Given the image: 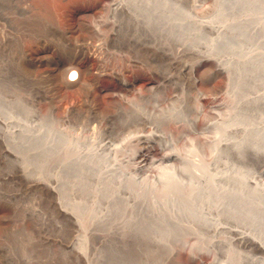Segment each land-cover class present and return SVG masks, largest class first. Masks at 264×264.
Listing matches in <instances>:
<instances>
[{
	"label": "rangeland",
	"instance_id": "rangeland-1",
	"mask_svg": "<svg viewBox=\"0 0 264 264\" xmlns=\"http://www.w3.org/2000/svg\"><path fill=\"white\" fill-rule=\"evenodd\" d=\"M120 1L0 0V264H224L225 260L233 262L237 257L235 263L264 264V250L252 243L243 244L237 235L203 221L189 225L197 226L204 247L203 243L201 247L194 244V232L186 235L187 246L182 238L174 242L179 232L177 229L174 233L173 224L171 230L166 222L170 210L165 211L166 207L152 198L147 200L150 205L145 204V197L139 199L135 191L130 193L123 176L113 171L117 163L116 168L131 171L135 178H143L157 185V190H163L157 174L161 167L174 165V160L167 157L170 149L163 146V138L167 137L172 139L170 146L182 155L198 151L200 160L214 159L210 166L215 164L214 171H222L220 175L225 181L219 179L218 183L232 189L231 198L237 199L236 195L241 193L243 201L251 197L264 204V194L255 190L256 182H251L263 170L264 155L253 152L249 145L239 150L223 143L217 153L210 149L215 134L212 122L218 116L226 117L235 104L240 107L242 126L258 130L264 142V98L246 100L254 99L257 91L264 92V69L260 70L258 83L243 74L241 94L236 99L232 86H226L230 85L231 75L221 70L218 63L228 58L235 63L248 52L264 58V0L223 1L220 8L230 15L234 33L230 42L224 43L225 52L212 49V41L208 42L219 34L207 27L210 22L206 18L213 16L212 10L204 15L199 12L200 16L192 14L193 7H210L212 0L164 1L169 4L150 0L152 9L145 6V0H135L140 7L134 10L128 0L121 4ZM187 34L192 37L187 38ZM192 38L197 45L187 42H192ZM72 68L78 74L70 82L67 77ZM235 69L242 70L237 63L233 65L232 74L237 77ZM7 105L16 113L9 120L5 113ZM113 115L131 119L120 122L111 119ZM46 129L52 131L48 133ZM60 132L80 144H93L80 147L78 157L76 150L74 153L61 147L57 151L44 147L39 140L43 134L54 138ZM190 143L197 149L193 147L189 152ZM86 149L99 156L101 162L106 161V166L100 162L97 168L95 163L85 164L80 157L90 155L89 151L85 153ZM60 150L65 155L67 151V157ZM196 152L193 159H199ZM209 152L217 156L211 158ZM74 156L77 160L70 163ZM206 158L204 161L208 162ZM63 160L67 162L64 164ZM178 161L173 162L177 168ZM107 165L111 171H107ZM111 175L115 179L107 180ZM83 179L86 186L81 184ZM182 179L189 182L186 175ZM97 181L100 183L95 185ZM109 183L118 190L106 188ZM105 189L110 190L107 194L112 198L117 190L115 200L111 198L113 202L106 197ZM77 207H81L78 216L74 212ZM121 214L132 219L125 218L128 222H124ZM260 225L253 232L263 236L264 224ZM164 228L174 236L165 233ZM166 234L170 240L173 238L169 241L174 247ZM220 239L225 241L223 247L215 243ZM230 246L237 257L227 259Z\"/></svg>",
	"mask_w": 264,
	"mask_h": 264
},
{
	"label": "bare ground",
	"instance_id": "bare-ground-1",
	"mask_svg": "<svg viewBox=\"0 0 264 264\" xmlns=\"http://www.w3.org/2000/svg\"><path fill=\"white\" fill-rule=\"evenodd\" d=\"M127 1V0H126ZM129 1V4L131 5V7H132V9L134 10L135 8H138V7H140V5H138L136 2H135V0H128ZM146 1V4H145V6H147V8L148 9H152V8H154L153 7V4L151 3V1L150 0H145ZM162 2H164V1H166V0H161ZM197 1V0H196ZM223 1H225V0H212L211 2H213V4H211V6L209 7V5H208V7H206L207 5L206 4H204L205 5V7L206 8H204V5L202 6L203 8L201 9V6H199L200 8H198L197 7V5L195 6V7H193V13L192 14H196V13H198L199 14V12H200V14H202V15H204V14H207V13H204V12H211V11H208V10H212V13H213V16H212V19L210 20H208V18H211V16H210V14H208L210 17H207L206 19H207V22H210L209 24H208V26L207 27H209V30H210V28H211V31L213 30V32L215 33V31H217L219 34H218V37L216 36V38L214 39V38H212V39H208L209 41L208 42H211L212 41V49H217V48H219V49H221L223 52H225L224 50L226 49L225 47H226V45H224V43H227V42H230V38L233 36L232 34H234L233 33V31H232V27L233 26H231V22H229L230 20H229V17H230V15L226 12V11H223V9H221L220 7H223L222 6V4H224L223 3ZM121 3H123V0H121L120 1V4ZM165 4H169L168 2L166 3V2H164ZM119 4V3H118ZM197 4H199V3H197ZM201 4V3H200ZM117 5V4H116ZM141 5H142V3H141ZM158 5H160V3L158 4ZM221 5V6H220ZM119 6V5H118ZM117 6V7H118ZM154 6H155V4H154ZM116 7V6H115ZM164 8V7H163ZM221 10H220V9ZM192 9V8H191ZM136 11V10H135ZM154 12H155V10H154ZM190 12H192V10L190 11ZM189 12V13H190ZM150 13V12H149ZM204 13V14H203ZM194 14V15H195ZM200 14H199V16H200ZM155 15L157 16V12L155 13ZM201 15V16H202ZM197 16V15H196ZM203 17H206V16H203ZM257 18L259 19V20H261L262 19V17H260L259 15H257ZM193 19V18H192ZM231 19V18H230ZM41 21V20H40ZM204 23H206V22H204ZM220 23H225V25H221ZM44 25H45V23H44ZM48 25H50V24H48ZM206 25V24H205ZM204 25V26H205ZM233 25V24H232ZM195 28H197V27H195ZM194 28V29H195ZM206 28V27H205ZM194 29L192 30L193 32H194ZM215 29V30H214ZM199 30V29H198ZM197 30V31H198ZM200 31V30H199ZM196 32V31H195ZM189 35L190 34H192V35H195V34H193V33H188ZM186 35V37L188 36L189 37V35ZM197 34H198V32H197ZM192 35L190 36V37H192ZM217 35V34H216ZM187 37V38H188ZM189 37V38H190ZM193 38H197V36L195 35V37H193ZM193 38H192V40H193ZM186 39V38H185ZM197 39H199V38H197ZM211 40V41H210ZM186 41V40H185ZM194 41H196V40H193L192 42L191 41H189V40H187V42H189L190 43V45H192V43L194 42ZM186 42V43H187ZM197 42V41H196ZM198 43V42H197ZM194 44H195V42H194ZM190 45H188V46H190ZM195 45H197V44H195ZM200 45H202V44H200ZM208 45H210V44H208ZM199 46V45H198ZM211 46V45H210ZM208 47V48H211V47ZM191 47H193V46H191ZM207 48V49H208ZM201 51V50H200ZM213 51V50H212ZM218 51V50H217ZM214 52V51H213ZM216 52V51H215ZM223 54V53H222ZM221 55V54H220ZM235 59V58H234ZM221 60V59H220ZM235 61V60H234ZM233 61V59L232 58H228L227 60H224V59H222L221 60V62H218V63H221L220 64V67H221V70H224V71H227V72H229L228 74H230V75H228V77L230 76V78H231V81H229V84L230 85H228V84H226V86H228V88H229V86L231 87L232 86V92H233V94L235 95V97H236V99H237V97L239 96L240 97V87L239 86H241V79L243 78V79H249V80H252V81H260L261 80V71L260 70H262V69H264V58L263 57H261L260 56V54L259 53H257L256 55L254 54V53H252V52H248V53H246L244 56H243V58H239L238 59V61H236L235 63H237V65H239L240 67H241V70H242V72L241 71H239V69H235V71H237V72H235V73H237V77H235L234 76V74H232V67H233V65L235 64V63H233L234 62ZM232 62V63H231ZM243 71H245L246 73H243ZM240 72V73H239ZM77 74H78V72H77V70H75L74 68H72L71 69V71L69 72V75H68V77H67V79H68V81H74L76 78H77ZM243 74H244V76H245V78H244V76H243ZM239 78V79H238ZM228 80H229V78H228ZM228 82V81H227ZM258 82H256V83H258ZM230 89V88H229ZM228 90V89H227ZM229 91V90H228ZM231 91V90H230ZM231 92V93H232ZM201 93V92H200ZM257 94H256V96H254V99H253V97H249V99H247L246 98V100L248 101V102H253V101H256V100H259L260 98H264V92L262 93V92H260V91H257L256 92ZM232 94V95H233ZM234 95H233V98H234ZM233 100H235V99H233ZM234 102V101H233ZM237 103V102H236ZM141 104V103H140ZM153 105L155 104V102L154 103H152ZM234 104V103H233ZM232 104V105H233ZM155 105H157V106H159L158 105V103H156ZM198 105V104H197ZM196 106V105H195ZM199 106V105H198ZM154 108V107H153ZM152 108V109H153ZM158 108V107H157ZM197 108H199V107H197ZM138 110H139V108H137V109H135V111L136 112H138ZM154 110V109H153ZM164 110V109H163ZM95 111H96V109H95ZM159 113H160V110H159V108H158V110H157ZM197 111L198 110H196V113H197ZM97 112V111H96ZM161 112H163V111H161ZM5 113H6V118L9 120V118L11 117V116H13L14 114H16V113H14L13 111H12V109H10V107L7 105V108L5 109ZM195 113V117H196V114ZM155 116H158V114L156 115V111H155ZM218 115H221V114H218ZM225 115V114H224ZM224 115H221L222 117L224 116ZM227 115V114H226ZM199 116V115H198ZM217 116V115H216ZM240 116H241V111H240V107H239V105L238 104H235V105H233V108H232V111H230V113L225 117L224 116V118H219V116H218V119H216L215 121H213L212 122V126H213V128H214V130H215V134H214V131L212 132L210 129L212 128H209L208 130H210L211 131V133H213L214 135V137L213 136H211V138L213 137L214 138V140H213V138H212V140H213V144L211 143V146H212V148H211V146H210V149H214L215 150V152L217 153L218 152V149L220 148V146H221V144H223V143H225L224 145H226V146H228L229 148H233V149H239L240 147H242V146H244L245 147V145H247V147H248V145L250 146V149L251 150H253V152L255 151V153H257V151H258V153L259 154H262V155H264V142H262V140L260 139L261 138V134H259V132H258V130H256L255 128H253V127H249V126H242V120L240 119ZM215 117V116H214ZM111 119H113V120H118V121H120V122H122V121H125L126 122V120L128 121V120H130L131 118H130V116H124V115H122V116H118V117H116V116H112V118ZM215 119V118H214ZM213 119V120H214ZM194 122L196 123V121L194 120ZM8 123H10L9 121H8ZM244 125V124H243ZM210 126V125H209ZM264 128V127H263ZM26 130H28L27 128H25ZM46 131H48V133H50V131H52L51 129H46ZM56 131H58V130H56ZM60 131V130H59ZM263 131V130H262ZM208 132V131H207ZM241 132V134H239V136L238 137H241V138H236L235 136H234V134L236 135L237 133H240ZM264 132V131H263ZM61 133V135H55L54 136V138H53V136L51 135H46V134H43V136H41L40 137V142L44 145V147H49V148H52V149H57V151H58V148H61V147H65L66 149H70L71 151H75L74 153L77 155V153H78V151L77 150H79L80 149V147L81 148H83V147H88V144L89 143H92V141H85V142H82V144H80L79 143V141H77V140H74L73 138H70L69 136H67L66 134L64 135V134H62V132H60ZM59 133V134H60ZM209 134V133H208ZM264 134V133H263ZM210 136V135H209ZM35 137V136H34ZM147 137H149V136H147ZM164 137V136H163ZM39 138V137H38ZM7 139V138H6ZM33 140H35L34 138H32ZM150 139V138H149ZM164 139V142H165V144L163 145L164 147H166V148H169L170 150H168V151H170L169 153H167L168 154V160H176V161H178V163H180V166L177 168V167H175V163H173V162H171L172 164H174V165H172L173 167H170V166H167V165H165L166 167H168L167 169H166V167L165 166H163V167H161V171H160V173H158L157 175H160V178H159V180L158 181H162V185H163V187H162V189L163 190H157V185H154V183H151V182H149V181H146V180H142L141 178L139 179L137 176V178H135V174H134V172H133V176H132V173H131V171H130V173H127V171H125V170H123V169H121V167L119 168V166H118V168H116V165H117V163H116V165H115V168L113 169V171H114V173L116 172V175H118V176H123V180L119 177V179H121L122 181H124V179H125V181H126V183H128V184H126V183H124L125 185H128L127 187H129L128 188V190H130V193H131V191H135L134 193L136 194H134L133 192V194L135 195V196H139V199H140V197H145V204H147V205H150L149 204V199L148 198H152V200L154 199V201H157V203L159 204V205H161V207L162 206H165L166 207V210L165 211H167V210H170V217H168V218H166V222H168L169 224V226L171 225V224H173V226H166L167 225V223H166V225H164L163 227H169L170 229H171V227H173L174 228V231L175 230H177L178 232H179V235H178V233H176V231L174 232V233H176L177 234V236H176V234H175V236H176V238H175V240H174V242H177L176 240H177V238L179 239V240H181V238H182V241H184V242H182L183 244H184V246H187L188 245V240L186 239V235L188 234V233H190V234H192L193 232H194V235H196V236H194L195 238V240H197L196 242L197 243H195V241H194V244H196V245H198V246H200V243H203V240H202V242H201V239L202 238H199V236H201L200 235V233H197V226L196 227H194L195 226V224L194 223H192V225H189L191 222H205V223H208V224H211V225H215L216 226V228H221V230H223V231H226V232H230V233H233L234 235H237L236 237H237V240L239 241V242H242L243 244L245 243H248L249 244V246H250V243H252V244H254L255 245V247L256 248H258V249H261V250H264V230H263V232H262V235L263 236H260V235H258V234H255L254 232H253V230H256V229H259L260 228V224H264V204H262L263 202H257V201H255V200H253V198H251V197H248V198H246L245 199V201H243V198L241 197V196H243L241 193H238L236 196V198L237 199H233V198H231L232 196H231V193H232V189L231 188H229L228 186H223V185H221L220 183H218V181H221V180H223V177H221V172H220V170L218 171V172H220V173H218L216 170L214 171V166H215V164H214V166L212 165V167L210 166L211 164H213V161L212 160H214V159H212V160H210L209 159V161H212V162H209L208 161V159H207V161L208 162H206V161H204V159L205 158H202L203 159V161L202 160H200L201 158H200V156H198V151L196 152V151H194V152H196V154H197V156L199 157V159H193L194 157H192L193 155L192 154H194V152H191V151H193L192 150V148L194 147L193 145H191L192 143H190V150H189V152H191V153H187V154H185V150L183 151L184 152V154L185 155H182L183 153H181L178 149H174V148H172L170 145H172L173 144V142H171L172 141V139H170V138H167V137H164L163 138ZM8 140V139H7ZM93 144V143H92ZM92 144H91V146H92ZM9 145H11V143L9 144ZM195 145V144H194ZM83 146V147H82ZM189 146V145H188ZM223 146V145H222ZM89 147H90V145H89ZM88 147V148H89ZM197 146L195 145V147L194 148H196ZM188 148V147H187ZM186 148V149H187ZM193 148V149H194ZM116 149V148H115ZM197 149V148H196ZM221 149V148H220ZM69 150V151H70ZM82 150H84V149H82ZM240 150V149H239ZM57 151H55L54 150V152H57ZM61 151H63V150H60L59 152L60 153H62V156L64 155L65 157H67L66 155H68L67 154V151H66V155L63 153V152H61ZM68 151V152H69ZM86 152L85 153H87L88 151L89 152H91L90 151V149H88V151H87V149L85 150ZM65 152V151H64ZM212 152V151H211ZM211 152H209L210 154H211ZM219 152H221V151H219ZM58 153V152H57ZM59 153V154H60ZM72 153V152H71ZM70 153V154H71ZM92 153H94L93 151L90 153V155H88V153L85 155H83V157H80L81 159H83L82 161L83 162H85V164L87 163H89L90 164V166L92 165V164H96L95 166H96V168H97V166H99V165H97V163L99 164V162H100V164L101 163H103V161L101 162L100 160H102V159H100L99 158V156H97V157H95L94 155L95 154H92ZM98 153V152H97ZM113 153V152H112ZM257 153V154H258ZM56 154V153H55ZM99 154V153H98ZM97 154V155H98ZM196 154L194 155V156H196ZM200 154V153H199ZM256 154V155H257ZM58 155V154H57ZM73 155V154H72ZM72 155L70 156L71 158H73L72 157ZM79 155V154H78ZM77 155V156H78ZM117 155V154H116ZM216 155V154H215ZM214 155V156H215ZM63 156V157H64ZM208 156H209V154H208ZM207 156V157H208ZM214 156H212V154H211V158L213 157L214 158ZM217 156V155H216ZM61 157V156H60ZM69 157V156H68ZM75 158L73 159V162H70L71 160H68V162H70V163H74L77 159V157L76 156H74ZM79 157V156H78ZM102 157V156H101ZM110 157V156H109ZM109 157L108 158H105V160L106 159H109ZM113 157V156H112ZM56 158V157H55ZM57 158H59V156H57ZM111 158V157H110ZM115 158H117L116 156H115ZM197 158V157H196ZM210 158V157H209ZM262 158V157H261ZM67 159H70V158H65V160H67ZM76 159V160H75ZM114 159V158H113ZM259 159V158H258ZM58 160H61L62 161V159H57V161ZM65 160H63L64 161V164L67 162H65ZM80 160V159H79ZM112 160V159H111ZM61 161H59V162H61ZM115 161L117 162V160L115 159ZM156 161V160H155ZM259 161V160H258ZM261 161V160H260ZM83 162H81L82 163V165H83ZM106 161H104V163L103 164H105V166H106V163H105ZM108 162V161H107ZM63 163V162H62ZM110 163H112V162H110ZM109 163V164H110ZM119 163V162H118ZM178 163H176V164H178ZM59 164V163H58ZM61 164V163H60ZM79 164V163H78ZM114 164H115V162H114ZM114 164H113V167H114ZM170 164V163H169ZM218 164V163H217ZM259 164H261L262 165V163H259ZM70 165V164H69ZM118 165H120V163L118 164ZM171 165V164H170ZM179 165V164H178ZM261 165H259V166H261ZM59 166V165H58ZM81 166V165H80ZM84 166H86V165H84ZM89 166V167H90ZM100 166H102V165H100ZM104 166V165H103ZM110 166H111V164H110ZM121 166V165H120ZM122 166H123V162H122ZM177 166V165H176ZM94 167V166H93ZM169 167H170V169H169ZM61 168V167H60ZM95 168V167H94ZM105 169H106V167H104ZM107 171L109 170V167H108V165H107ZM216 168V167H215ZM261 168H263V170L258 174V175H256L254 178H256V180L255 181H251V182H256L257 184H256V186L254 187L255 188V190L256 191H258L259 193H262V194H264V180H263V178H264V167L263 166H261ZM62 169V168H61ZM78 169V168H77ZM84 169V168H83ZM98 169H99V167H98ZM70 170V169H69ZM74 170H76L75 168H74ZM102 171H104L103 169H101ZM223 170V169H222ZM58 171H61V170H58ZM66 171H67V169H66ZM78 171H80V169L78 170ZM96 172H97V170H95ZM94 171V172H95ZM109 171H111V170H109ZM112 171V172H113ZM63 172H65V171H63ZM63 172H61V173H63ZM86 172V171H85ZM90 172V171H89ZM93 172V171H92ZM99 172H100V170H99ZM182 172V178H183V175L185 176H187V180L190 182H187V180H186V182L188 183V185H187V183H185V182H183L184 180L182 179V178H180V176L181 175H179L180 173ZM57 173V172H56ZM59 173V172H58ZM65 173H67V172H65ZM71 173V172H70ZM84 173V172H83ZM105 173V172H104ZM108 173H111V172H107V174ZM184 173V174H183ZM64 174V173H63ZM69 174V173H68ZM77 174V173H76ZM86 174H87V172H86ZM100 174V176H101V174H103L102 172L101 173H99ZM99 174H97V175H99ZM112 174V173H111ZM55 175H57V174H55ZM59 175H60V173H59ZM62 175V174H61ZM75 174H73V175H71V176H74ZM82 176L84 175V174H81ZM96 175V176H97ZM106 174H104L103 176H105ZM114 175V174H113ZM116 175H114V176H116ZM136 175H137V173H136ZM225 175H227V170H225L224 171V173H223V176H224V179H225ZM66 176V174L64 175V177ZM76 176V175H75ZM74 176V177H75ZM89 176V175H88ZM95 176V177H96ZM114 176H109V179L107 178V180H110V179H112V177H113V179H115L114 178ZM140 176V175H139ZM59 177V176H58ZM64 177H63V179H64ZM67 177V176H66ZM98 178H99V176H97ZM108 177V176H107ZM111 177V178H110ZM143 177V176H142ZM145 178H146V176H144ZM157 177V176H156ZM57 178V177H56ZM55 178V179H56ZM101 178H103V177H101ZM101 178H99V179H101ZM186 178V177H185ZM72 179V178H71ZM81 179V178H80ZM98 179V180H99ZM106 178H104V181H106L107 182V180H105ZM157 179H158V177H157ZM219 179H221V180H219ZM227 179V178H226ZM64 180H66V179H64ZM69 180V179H68ZM84 180H86V179H83V183L81 182V184H84L85 182H84ZM102 180V179H101ZM149 180V179H148ZM183 180V181H182ZM71 181H74V179H72ZM70 180L68 181L69 183L71 182ZM76 181V180H75ZM94 181H96V180H94ZM104 181H102L103 183H104ZM113 181V180H112ZM146 181V182H145ZM153 181V180H152ZM160 181V182H161ZM223 181H225V180H223ZM59 183L57 184V186L59 187V185H61V180L60 181H58ZM64 182V181H63ZM65 182H67V181H65ZM67 182V183H68ZM88 182L90 183V186H91V181L90 180H88ZM105 182V183H106ZM156 182V181H155ZM73 183V182H72ZM87 183V182H86ZM97 183H100L99 181H97V182H95V185L97 184ZM102 183V184H103ZM76 184H80V183H76ZM80 184V186H82ZM92 184H93V181H92ZM115 183H113V185H114ZM122 185V186H125V185ZM219 184L221 185V186H219ZM75 185V184H74ZM73 185V186H74ZM85 185V184H84ZM88 185V184H87ZM109 186H106V188H108V187H113V186H110V183L108 184ZM112 185V184H111ZM119 185H121V184H119ZM118 185V186H119ZM159 185V184H158ZM161 185V184H160ZM72 186V187H73ZM79 185L77 186L78 188L80 187ZM86 186V185H85ZM85 186H83V187H85ZM89 186V185H88ZM89 186V187H90ZM96 187V186H95ZM95 187L93 186V188L95 189ZM102 187V186H101ZM98 188L100 191L102 190V188L104 187V185H103V187L102 188ZM115 187V189H117L116 188V186H114ZM114 187H113V190L112 191H114ZM161 187V186H160ZM75 188V187H74ZM125 188H126V186H125ZM77 189V188H76ZM75 189V190H76ZM88 189V188H87ZM91 189V188H90ZM97 189V190H98ZM112 189V188H111ZM161 189V188H160ZM118 190V189H117ZM116 190V191H117ZM91 191H93V190H91ZM99 191V192H100ZM103 191H104V189H103ZM108 191H110L109 189L107 190V192ZM115 191V193H113V194H115V195H113V198L114 197H117L116 196V192ZM85 192V191H84ZM86 192H87V190H86ZM88 192H89V189H88ZM95 192V191H94ZM102 192V191H101ZM107 192H106V189H105V193L107 194ZM104 193V192H103ZM103 193H101L102 194V197H103ZM104 193V195H106ZM111 193V192H110ZM96 194H98V191L96 192ZM108 194H109V192H108ZM108 194L106 195V197H110V196H108ZM112 194V193H111ZM257 194V193H256ZM94 195H95V193H94ZM93 195V196H94ZM152 196V197H149V196ZM259 195V194H258ZM96 196V195H95ZM97 196H99V195H97ZM101 196V195H100ZM131 196H133L132 194H131ZM147 196V197H146ZM118 197H119V195H118ZM203 197V198H202ZM99 198H101V197H99ZM112 197H110L109 199H110V201H114L115 200V198H114V200H112L111 199ZM135 198V197H134ZM199 198V199H198ZM202 198V199H201ZM241 200H240V199ZM245 198V197H244ZM100 200V199H99ZM116 200H118V199H116ZM148 200V201H147ZM242 201V202H239V201ZM97 201H98V199H97ZM118 201H121V202H123L122 200H118ZM141 201H143V200H141ZM114 203H116V201L114 202ZM124 203V202H123ZM122 203V204H123ZM154 204H156L155 202H153ZM153 203H151V204H153ZM117 204V203H116ZM121 204V203H120ZM131 204V203H130ZM153 204V205H154ZM147 205H146V207H147ZM158 205H154L153 207H157ZM97 207L98 206H96L94 209H97ZM125 207V206H124ZM146 207H144V208H146ZM127 208H129V207H127ZM80 209H81V207H77V208H75V210H74V212L77 214V216H78V212H80ZM126 209V208H125ZM148 209H150V207L148 208ZM151 209H152V207H151ZM154 209V208H153ZM163 209V208H162ZM142 211H143V209H141ZM134 211V210H133ZM147 211V210H146ZM145 211V212H146ZM172 211V212H171ZM150 211H148V213H149ZM152 212H154V210L152 211ZM92 213V212H91ZM176 213H179V214H177L176 215ZM88 214V213H87ZM154 214V213H153ZM167 214H168V212H167ZM80 215H83V216H85L84 215V213H81ZM76 216V215H75ZM121 216H123V214H121ZM121 216H120V218H121ZM132 215H129V217H131ZM169 216V215H168ZM82 217V216H81ZM92 217V216H91ZM86 218H88V215H86ZM93 218V217H92ZM119 217L117 218L118 220L120 219ZM125 218L127 219L128 217H126L125 216ZM124 216L122 217V220L124 221ZM134 218V217H133ZM90 219V218H89ZM130 219H132V218H129V219H127V220H130ZM157 219V218H156ZM167 219L169 220V221H167ZM79 220V219H78ZM88 220V219H87ZM127 220H125L124 222H126ZM135 220V219H134ZM137 220V219H136ZM159 220V219H158ZM185 220L186 221H188V224H187V222L185 223ZM133 221V220H132ZM131 221V222H132ZM155 221V220H154ZM153 221V222H154ZM80 222H81V220H80ZM84 222V221H83ZM123 222V223H124ZM128 222V221H127ZM222 222H224V223H222ZM130 223V222H129ZM128 223V224H129ZM133 223V222H132ZM159 223H161V222H159ZM82 224V223H81ZM84 225L86 224V223H83ZM194 225V226H193ZM198 225V224H197ZM132 226V225H131ZM176 226V227H175ZM199 226V225H198ZM190 227V228H189ZM244 227V228H243ZM164 228V229H165ZM172 228V229H173ZM176 228V229H175ZM196 228V229H195ZM263 228H264V225H263ZM170 229H168V230H166L165 229V233H168L169 231H170ZM171 229V230H172ZM196 230V231H195ZM166 231H168V232H166ZM161 232H164L163 230H161ZM170 233V232H169ZM168 233V234H169ZM172 233V232H171ZM170 233V234H171ZM174 233H172V235L174 234ZM168 234H166V236H167V239H168V242L169 243H171V246H173L174 247V245L172 244V242H170V241H172L173 240V238H172V236H170L171 238H172V240H170L169 239V236H168ZM169 234V235H170ZM174 236V235H173ZM193 236V235H192ZM196 237H198L199 239H196ZM167 239H166V241H167ZM170 240V241H169ZM186 241H187V243H186ZM166 243V244H169V243ZM179 242H181V241H179ZM178 242V243H179ZM225 243V241H223V239H220V240H217L215 243L216 244H218L219 246H222L223 247V244ZM175 244V248H176V243H174ZM181 244V243H180ZM187 244V245H186ZM251 244V245H252ZM195 245V246H196ZM204 245V243L201 245L202 247H204L203 246ZM167 246V245H166ZM170 246V247H171ZM178 246V245H177ZM191 246H194L193 244L191 245ZM198 246H196L197 247V249H194V250H198ZM200 246V247H201ZM199 247V249H201ZM172 248V247H171ZM170 248V249H171ZM174 251V250H173ZM227 251V257H225V258H227V259H232V257H237V255H235L236 253L234 252V250H233V248H231V246H230V248L228 247V249L226 250ZM234 253V254H233ZM174 254V253H173ZM226 255V254H225ZM194 256H196V254H194ZM238 260V257L237 258H235V260ZM235 260H233V262H231L232 260H225V262H224V264H242V262H240V263H235ZM218 262V261H217ZM216 262V263H217ZM219 263V262H218ZM253 263V262H252ZM256 264V263H255ZM257 264H261V262H258Z\"/></svg>",
	"mask_w": 264,
	"mask_h": 264
}]
</instances>
